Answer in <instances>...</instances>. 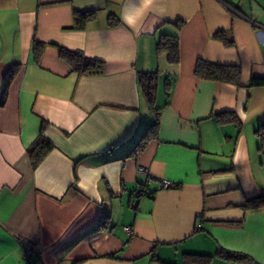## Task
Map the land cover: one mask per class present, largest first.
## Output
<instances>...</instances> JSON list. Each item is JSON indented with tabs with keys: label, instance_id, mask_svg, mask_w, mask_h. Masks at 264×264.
I'll list each match as a JSON object with an SVG mask.
<instances>
[{
	"label": "crops",
	"instance_id": "crops-1",
	"mask_svg": "<svg viewBox=\"0 0 264 264\" xmlns=\"http://www.w3.org/2000/svg\"><path fill=\"white\" fill-rule=\"evenodd\" d=\"M74 8L96 15L74 28ZM164 35L178 38L176 64L156 53ZM57 46L103 60V71L78 74ZM199 59L239 65V83L197 77ZM10 67L0 264H182L184 253L264 264V207L243 206L264 195V86H249L264 77V0H0V98ZM156 71L158 134L132 152L154 119L139 74ZM40 131L54 147L32 167L26 148ZM138 187L152 195L136 197Z\"/></svg>",
	"mask_w": 264,
	"mask_h": 264
},
{
	"label": "trees",
	"instance_id": "trees-1",
	"mask_svg": "<svg viewBox=\"0 0 264 264\" xmlns=\"http://www.w3.org/2000/svg\"><path fill=\"white\" fill-rule=\"evenodd\" d=\"M95 10H78L73 9V19L74 26L78 27L82 26L86 21L91 20L95 17ZM108 23L112 26L118 24L119 18L110 13L108 15ZM181 22H176V26L180 27ZM214 38L222 41L225 45H232L233 40L229 39L226 36L224 30H218L214 33ZM59 48V56L65 62H67L73 71H76L78 74H91V73H100L104 69V61L98 58L88 57L84 54L81 49H68L63 46H57ZM34 58L36 61L39 60L43 43L34 40ZM163 52L167 53V60L169 63L176 64L179 61V45L178 38L172 35H164L159 38L156 43V53L161 54ZM14 67H10L8 71L4 74L2 78L3 89L2 95L0 98V106L4 105L6 100V94L8 85L12 76L14 75ZM194 74L197 77L214 80L218 82H226L232 84H238L241 75L240 66L237 64H220L208 60L199 59L196 62ZM139 86L144 96L145 100L148 103V106L153 114V121L148 125L145 132L142 134L139 141L134 146L132 152H136L141 150L144 145L150 139H154L158 134L159 127V111L160 109L156 106V93H157V84H158V72H142L139 74ZM250 87H258L264 86V77H256L252 76L249 80ZM168 92H166L167 94ZM168 103L166 100L165 104ZM231 115L226 118V120L235 121V117L231 114V112L217 113L218 116L223 117V115ZM257 133L261 136L260 149L264 151V123H262L257 129ZM54 147L53 143L44 137L42 131L39 132L37 137L33 140V142L26 148V153L30 160L32 167L37 166L40 161L44 158V156ZM141 193L144 191L148 192L149 195H152V192L146 190L143 187H140ZM138 197V196H136ZM244 207H264V195L252 197L247 199L243 205ZM101 227L100 224L96 228ZM218 255L221 258L226 260L233 261H247L248 257L239 252L228 251V250H220ZM212 259L210 255L204 254H195V253H184L182 264H209ZM158 264H176L172 262H163L159 261Z\"/></svg>",
	"mask_w": 264,
	"mask_h": 264
},
{
	"label": "built area",
	"instance_id": "built-area-1",
	"mask_svg": "<svg viewBox=\"0 0 264 264\" xmlns=\"http://www.w3.org/2000/svg\"><path fill=\"white\" fill-rule=\"evenodd\" d=\"M138 171H139V172H143V173H145V174H148L146 168H144V167H140V168H138ZM152 179H153L152 177H148V180H147V181H150V180H152ZM159 182H160L162 188H169V187L172 185V183H171L169 180L164 179V178L159 179ZM134 195H135V196L149 195V193L146 192V191H144L143 193H141L140 188L138 187V188H136V189L134 190ZM124 230L127 231V232L129 233V232H130V227L127 226V227L124 228ZM28 255H29V252H28L27 250H25V259L28 258Z\"/></svg>",
	"mask_w": 264,
	"mask_h": 264
}]
</instances>
